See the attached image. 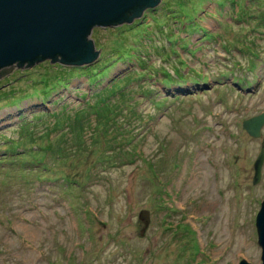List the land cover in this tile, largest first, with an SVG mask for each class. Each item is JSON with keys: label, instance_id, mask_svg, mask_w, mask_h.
<instances>
[{"label": "rangeland", "instance_id": "1", "mask_svg": "<svg viewBox=\"0 0 264 264\" xmlns=\"http://www.w3.org/2000/svg\"><path fill=\"white\" fill-rule=\"evenodd\" d=\"M90 35L93 62L0 78V264H261L264 123L241 122L264 110V0H160Z\"/></svg>", "mask_w": 264, "mask_h": 264}, {"label": "water", "instance_id": "2", "mask_svg": "<svg viewBox=\"0 0 264 264\" xmlns=\"http://www.w3.org/2000/svg\"><path fill=\"white\" fill-rule=\"evenodd\" d=\"M160 0H0V78L16 66L20 70L43 58L60 64L95 61L100 53L90 37L94 25H117L141 16ZM253 137L260 135L264 110L242 120ZM264 137L253 161L252 183L261 177ZM144 225L148 211L138 214ZM256 241L264 264V197L255 216ZM237 264H251L241 258Z\"/></svg>", "mask_w": 264, "mask_h": 264}, {"label": "trees", "instance_id": "3", "mask_svg": "<svg viewBox=\"0 0 264 264\" xmlns=\"http://www.w3.org/2000/svg\"><path fill=\"white\" fill-rule=\"evenodd\" d=\"M95 48V47H94ZM44 59V58H43ZM48 152H49V154L51 153V150L50 149H48V150H46L45 152H44V154L43 155H45V157L46 156H48ZM51 155V154H50ZM42 155H37V154H35L34 156H33V162H37V163H39L40 161H41V159H42Z\"/></svg>", "mask_w": 264, "mask_h": 264}, {"label": "bare ground", "instance_id": "4", "mask_svg": "<svg viewBox=\"0 0 264 264\" xmlns=\"http://www.w3.org/2000/svg\"><path fill=\"white\" fill-rule=\"evenodd\" d=\"M261 135V134H260Z\"/></svg>", "mask_w": 264, "mask_h": 264}]
</instances>
